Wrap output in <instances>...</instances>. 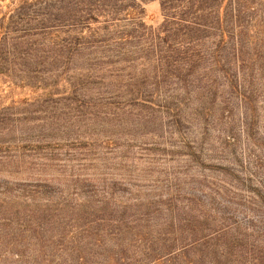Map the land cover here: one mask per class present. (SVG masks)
<instances>
[{
	"label": "rangeland",
	"instance_id": "rangeland-1",
	"mask_svg": "<svg viewBox=\"0 0 264 264\" xmlns=\"http://www.w3.org/2000/svg\"><path fill=\"white\" fill-rule=\"evenodd\" d=\"M166 1L0 0V264H264V0Z\"/></svg>",
	"mask_w": 264,
	"mask_h": 264
},
{
	"label": "trees",
	"instance_id": "trees-1",
	"mask_svg": "<svg viewBox=\"0 0 264 264\" xmlns=\"http://www.w3.org/2000/svg\"><path fill=\"white\" fill-rule=\"evenodd\" d=\"M206 1H208V0H206ZM24 2H27V0H24ZM166 2L168 3V1H166V0H162V5H164ZM192 2L197 3L198 0H192V1L189 0V1H188L189 4L192 3ZM208 2H209V1H208ZM204 8H205V9L207 8V6H206L205 4H203L199 10H202V9H204ZM44 17H46V16H44ZM90 17H91V16H90ZM168 17H169V16H168ZM45 19H49V18H43V20H45ZM178 20H186V19H184V18H179ZM191 20H202V18H198V17H196V18H193V19H191ZM194 24L201 25V23H198V22H195V21H194ZM43 28H45V27L43 26V27H41L40 29H43ZM2 33H4V30H0V34H2Z\"/></svg>",
	"mask_w": 264,
	"mask_h": 264
}]
</instances>
